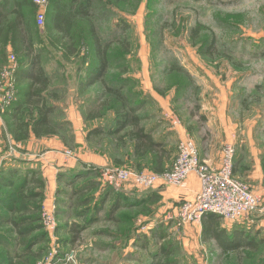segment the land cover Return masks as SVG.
I'll use <instances>...</instances> for the list:
<instances>
[{
    "label": "rangeland",
    "instance_id": "obj_1",
    "mask_svg": "<svg viewBox=\"0 0 264 264\" xmlns=\"http://www.w3.org/2000/svg\"><path fill=\"white\" fill-rule=\"evenodd\" d=\"M31 1L36 7L25 5V19L37 34L34 51L50 82L41 100L52 109L48 120L64 145L61 155L84 171L61 169L47 183L32 162L16 166L27 157L28 142H15L14 134L20 123H28L29 134L37 113L24 107L27 82L15 77L19 63L6 48L0 56V264H197L185 254L189 242L172 215L180 201L162 209L152 191L118 187L110 175L151 172L147 165L155 161L131 156L126 131L117 140L106 137L116 102L103 84L121 91L129 108L142 105L138 115L150 130L157 124L169 130L167 112L152 99L160 96L211 171L231 144L232 172L246 184L240 174L252 153H260L264 170V0H92L70 35L51 28L54 0L26 4ZM94 38L107 64L91 82ZM76 109L88 122L86 137L71 126ZM95 126L101 134L92 132ZM158 131L153 138L162 137L172 153L166 171L180 140ZM29 149L36 152L33 161H45L38 146ZM161 247L166 256L156 254Z\"/></svg>",
    "mask_w": 264,
    "mask_h": 264
},
{
    "label": "crops",
    "instance_id": "obj_2",
    "mask_svg": "<svg viewBox=\"0 0 264 264\" xmlns=\"http://www.w3.org/2000/svg\"><path fill=\"white\" fill-rule=\"evenodd\" d=\"M152 99L154 100L156 106L158 105V109L160 108L161 112H167L169 130H165L166 125L163 124H157L156 127L153 126L151 130L145 128L142 123L143 116H139L142 108L141 105L137 112V117L140 119L139 125L140 127L144 128L145 134L150 137V140L153 141V143L156 144L157 147L153 151H145V154L141 156L140 154L134 152L135 141L129 138L128 140L131 142V156L137 158L138 160L142 159V157H146V159L149 158L150 160L153 159V161H155L156 167L148 164L147 168L151 171V173L159 174V172L164 171L167 167L166 160L168 158H171L172 153L167 150V141L165 142L161 140L162 137H159L156 140L153 138V133L155 132V130L160 129V131H158L159 134H163V137L170 136V139H172L173 141L174 138H178V140L182 141V139L187 136L186 132L183 131L181 124L177 123L174 113H172L171 110H167L169 104L164 105V101H162L161 97L155 94L152 95ZM146 117L152 118L154 116ZM66 120L69 121V118L66 117ZM70 120L74 133L76 134L78 132H81L86 137L87 134L84 132V128H86L85 125L88 122H86L83 114H81L78 109H76L73 115L70 116ZM113 120L114 114L111 115V119L109 121L110 128L112 127ZM92 129L97 130L98 128L97 126H95V128L93 127ZM98 131H100V134L102 133V130ZM126 131L128 130L126 129ZM123 133L124 132L118 135H121ZM55 135L56 133L53 135L44 136L53 138L44 142H37L38 140L44 139V137L36 138L34 137L33 133L30 132L26 140L28 142L27 157L19 158V160L23 162L22 164L16 166H28L33 163V165H35V168L32 169H35V171L40 174V176H42L43 181L47 183L49 182V180L50 182L55 181L54 179L56 177V174H58V170L61 169L68 173H77V171L80 170L84 171L83 164L76 165L75 162H72L73 160H69L61 155V151L63 150L64 145L56 140ZM109 137H115V140H117L116 135H110ZM124 140L125 139L122 138L118 141L120 143H124ZM27 142L25 144H27ZM44 143H47L48 145H45ZM33 145L38 146L39 151H37V153L45 154L44 162L40 160V157L35 161L32 160V154L36 152H30L29 148H31ZM251 155L254 157L253 159H251L248 168L240 174V178L250 187L252 193L255 196L259 195L264 198V170H262L261 164L262 157L260 153L257 152L252 153ZM97 163L102 165L105 164V162L103 163V160H100ZM217 164L220 165L219 162L215 163L216 166ZM218 166L217 169L219 168ZM16 175L17 174H15V176ZM50 175H55L53 180L50 179ZM197 190V180L195 177H191L180 187L172 188L159 184L150 191H152L151 194L154 195V199L160 202V206H162V209H167V207L172 206V204H176L179 201L182 202L192 199ZM172 215L174 216V219H176V211H173ZM250 220H253L252 224L248 221L234 223L228 220L224 221L218 217L215 218V221L213 222H216L217 232L222 233L223 237L226 240V243L224 245L225 248L227 247L226 249H223V247H221L214 238H212L211 236L208 237V231L206 229L210 226V223L212 224V221H207L205 219L203 220V222H201V224L183 226L181 225L182 230L180 231L184 232H182V234L185 240L189 242L188 248L190 249V251H186L185 254L192 256V258H196L197 264H217L221 260L225 262L227 260L228 264H242V261L250 262V264H264V212L258 213V215H250L249 221ZM193 228H196V231L194 233L191 232Z\"/></svg>",
    "mask_w": 264,
    "mask_h": 264
},
{
    "label": "trees",
    "instance_id": "obj_3",
    "mask_svg": "<svg viewBox=\"0 0 264 264\" xmlns=\"http://www.w3.org/2000/svg\"><path fill=\"white\" fill-rule=\"evenodd\" d=\"M27 0H0V56L6 48H11L14 58L19 63V70L15 73V77L20 80L27 82L25 96H24V107L28 111L30 109L36 111L37 117L33 120L31 125V132L34 137L42 138L44 136L55 134L54 130L50 127L48 116L52 113V109L45 105V102L41 100V94L47 91L50 86L49 79H47L46 73L43 68H40V56L34 51V40L37 35L32 30V25L25 19V7L35 9L36 4L31 1L30 4H26ZM69 3H62L61 0H54L51 4V28L56 32L69 33L72 31V27L75 21L86 18L88 15L89 8L93 7L92 0H69ZM26 5V6H25ZM91 6V7H90ZM26 8V9H27ZM64 33V34H65ZM93 45L95 47V54L97 58V66L92 70L90 78L94 77L91 82L99 81L101 76L105 72L107 64L106 56L101 51L96 38L93 39ZM93 75V76H92ZM103 90L105 93H112L114 102H116V110H114V120L112 127L106 131V137L110 135H118L125 132L129 139L135 141L134 152L141 156L145 154V151H153L156 149V144L150 140L145 132L144 128L140 127V119L137 117L138 109L135 107H128L127 102H130L128 98L123 97L121 91H115L106 89L103 84ZM161 94V92H160ZM19 108V107H18ZM18 112V110L16 111ZM31 112V111H30ZM15 115L13 118H16ZM18 134H14V140L17 142L26 141L28 138V123H20L17 127ZM93 133H100L98 130H93ZM118 140H121L119 138ZM36 183V182H35ZM39 187L43 186V183L37 182ZM34 197V195H33ZM28 199V198H27ZM26 200V197H24ZM148 202L146 198L143 202ZM150 201V200H149ZM215 216L209 214L202 218L203 220L212 221L210 226L206 229L208 231V237L214 238L218 244L224 247L226 240L222 233L217 232ZM212 225V227H211ZM159 257L167 255L165 249L161 247L158 253Z\"/></svg>",
    "mask_w": 264,
    "mask_h": 264
},
{
    "label": "built area",
    "instance_id": "obj_4",
    "mask_svg": "<svg viewBox=\"0 0 264 264\" xmlns=\"http://www.w3.org/2000/svg\"><path fill=\"white\" fill-rule=\"evenodd\" d=\"M234 149L227 144L218 170H209L195 143L189 139L179 142L171 168L157 173H133L129 169L110 174L118 187H134L150 191L156 185L180 187L191 177L197 180V192L192 199L177 205L175 218L183 225L201 224L209 214L234 223L249 221V216L264 212V198L255 196L250 187L239 183L232 172Z\"/></svg>",
    "mask_w": 264,
    "mask_h": 264
}]
</instances>
